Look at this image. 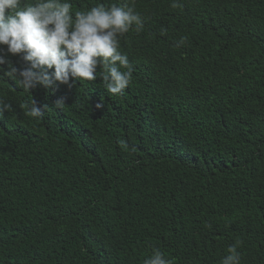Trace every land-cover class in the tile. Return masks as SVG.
<instances>
[{
    "label": "trees",
    "instance_id": "obj_1",
    "mask_svg": "<svg viewBox=\"0 0 264 264\" xmlns=\"http://www.w3.org/2000/svg\"><path fill=\"white\" fill-rule=\"evenodd\" d=\"M173 2L71 0L141 15L119 95L0 80V264H264V0Z\"/></svg>",
    "mask_w": 264,
    "mask_h": 264
},
{
    "label": "clouds",
    "instance_id": "obj_2",
    "mask_svg": "<svg viewBox=\"0 0 264 264\" xmlns=\"http://www.w3.org/2000/svg\"><path fill=\"white\" fill-rule=\"evenodd\" d=\"M173 7L179 5L173 2ZM144 27L134 7L98 4L90 10L73 12L71 0H0V47L19 56L23 69H17L0 56V80L10 79L15 86L30 92L56 85L71 87L77 81L99 78L106 91L121 94L130 84L132 67L128 56L120 50V37ZM184 42L181 38L180 43ZM63 107V97L55 102ZM97 107H101L97 104ZM11 105L0 104V115ZM44 106L32 101L29 114L43 115ZM237 241L228 248L220 264H240ZM144 264H171L158 248Z\"/></svg>",
    "mask_w": 264,
    "mask_h": 264
}]
</instances>
